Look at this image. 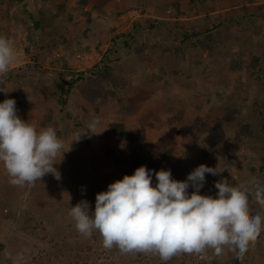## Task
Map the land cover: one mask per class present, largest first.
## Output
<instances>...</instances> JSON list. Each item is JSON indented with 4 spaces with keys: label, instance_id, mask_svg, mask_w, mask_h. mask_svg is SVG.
<instances>
[{
    "label": "rangeland",
    "instance_id": "374dc122",
    "mask_svg": "<svg viewBox=\"0 0 264 264\" xmlns=\"http://www.w3.org/2000/svg\"><path fill=\"white\" fill-rule=\"evenodd\" d=\"M179 1L186 0H98L99 12L84 25L77 0H0V36L17 53L14 66L0 76V88L18 99L17 115L30 118L37 131L54 127L64 152L56 157L59 180L47 174L23 187L9 183L0 163V264H264V230L242 255L225 246L214 261L208 248L165 262L152 253L105 249L98 231L81 236L69 216L81 201L94 212L96 194L127 175L128 149L109 136L111 122L124 123L128 132L140 129L134 144L156 154V171L170 170L173 179L186 180L201 164L218 165L223 172L205 174L202 195L215 197L222 178L233 186H248L253 178L264 185L257 154L262 139H237L242 124L260 135L263 125L254 115L264 112V77L256 76L264 71V0H255L254 11H203L235 0H216V7L212 0H187L191 8H180ZM191 34L194 43L185 39ZM86 36L94 37L88 49ZM130 36L132 46L123 47ZM171 45L181 52L166 49ZM105 69L114 83L103 76ZM79 76L67 90L63 81ZM47 91L50 107L43 111L36 102L47 100ZM79 91L89 95L92 107L80 104ZM51 109L54 119L47 114ZM238 111L245 114L238 117ZM93 117L100 121L98 135L87 129ZM250 203L264 217V208L252 197Z\"/></svg>",
    "mask_w": 264,
    "mask_h": 264
},
{
    "label": "clouds",
    "instance_id": "9594fccd",
    "mask_svg": "<svg viewBox=\"0 0 264 264\" xmlns=\"http://www.w3.org/2000/svg\"><path fill=\"white\" fill-rule=\"evenodd\" d=\"M16 60L11 41L0 36V76H6ZM99 123L96 117L88 123L91 134L102 133L96 131ZM62 148L54 127L37 131L17 115L14 99L0 103V163L10 184L32 185L47 174L59 180L55 165L57 155L64 154ZM222 172L218 165L201 164L180 181L172 178L170 170L161 169L154 173L153 186L152 170L142 165L97 193L94 212H89L87 201H81L72 206L69 216L81 236L90 238L96 230L105 249L116 246L122 254L152 253L166 262L208 248L219 256L228 246L242 255L264 230V217L252 215L249 207L251 196L264 208V185L253 178L248 186H233L222 178L215 182V197L200 194L205 174Z\"/></svg>",
    "mask_w": 264,
    "mask_h": 264
},
{
    "label": "trees",
    "instance_id": "16d2710c",
    "mask_svg": "<svg viewBox=\"0 0 264 264\" xmlns=\"http://www.w3.org/2000/svg\"><path fill=\"white\" fill-rule=\"evenodd\" d=\"M83 0H77L78 3H80ZM87 0L84 1V3H86ZM191 2L193 3V0H191ZM82 4V3H81ZM97 5V4H96ZM176 10H179L178 7H176ZM196 11V10H195ZM197 11H199L197 9ZM205 11V10H203ZM121 11H118V13ZM180 12V11H177ZM177 14V13H176ZM244 14V12L242 13ZM38 23L36 22L34 24V26H37ZM115 39V38H114ZM113 39V40H114ZM186 41H190L191 43H194L193 39H194V35H188L187 37H185ZM133 44V40L131 38V36L129 37V41H124L122 43L123 47H131ZM164 47V46H163ZM183 48L185 46H182ZM168 48V50H172L175 54V51L177 52H181L182 48L180 46L177 45H171V47H166V49ZM253 66H254V61H253ZM206 65H204L202 68H205ZM235 69L234 65L230 68L231 71H233ZM135 72V71H131L130 75ZM106 78H109V80H112V75L111 73L105 69V73L104 75ZM256 76L259 78L264 77V71L263 70H259L256 73ZM81 77H77L76 79H69V80H64V84H65V88L67 90H70L73 86V84H75V82H77V80H79ZM112 83H114V80L111 81ZM217 96H219V93L217 94ZM239 112V111H238ZM245 113L243 112H239L238 114H236L238 117L243 116ZM254 116H259L260 120L263 121V125L260 129L261 135L254 133V131L247 125V124H242L237 130V132L239 134H237V139L239 140V142H243L245 140L246 137L248 138H256L255 140L258 139H262L263 143L261 145V149H260V153H257L259 157H261L260 159L263 160L264 162V112L258 113L257 115L255 114ZM205 128H209L208 126L203 127V129ZM141 133L140 129H134L131 132L127 131L125 124L122 122H111L109 124V132H110V137L112 138V140H114L115 142L118 143H122L123 145L126 146V148L128 149V160H127V164H126V168H125V173L127 175H132L134 174V171L136 168L140 167V166H146L147 169L152 170V172L158 170L160 168V163L158 162V158L156 156V154L151 153V152H147V150L143 147H137L134 144V141L137 139L139 132ZM259 133V131H258ZM81 138L82 137H86L89 136L88 133H85L84 135L81 133L80 134ZM87 138V137H86ZM250 170L253 171L254 168L250 167ZM249 198H251V196H249ZM250 207V212L252 215L255 214H259L257 211H254L253 209L256 208V206H254L253 203H250L249 205ZM253 208V209H252ZM252 209V210H251ZM264 234V232H263ZM4 249V244L0 242V253L2 252V250ZM216 255H214V251L211 249V253L207 256L209 260H213L215 258ZM160 264H167V263H160ZM182 264H186V263H182ZM197 264H208L207 261H201L200 263Z\"/></svg>",
    "mask_w": 264,
    "mask_h": 264
},
{
    "label": "crops",
    "instance_id": "0c3cea01",
    "mask_svg": "<svg viewBox=\"0 0 264 264\" xmlns=\"http://www.w3.org/2000/svg\"><path fill=\"white\" fill-rule=\"evenodd\" d=\"M15 1V0H14ZM84 1L85 0H83V1H81L80 3H78V8L77 9H79V12H78V17H83V20H82V23L85 25V23L87 22V21H91L92 19H94L95 18V16L97 15V12H99V11H95L96 9V6L97 7H99V2H98V0H87V2L86 3H84ZM187 1V0H186ZM186 1H184L183 3H181L180 1V4H179V6H180V8H182V7H184V6H188V8H191L190 6L192 5H187V3H185ZM189 2H191V0H188ZM216 0H212V2H211V6H213V7H216L215 6V4H214V2H215ZM230 2H231V0H229ZM15 2H17V1H15ZM256 2L257 1H253L252 3H251V1L250 0H248V1H246V2H244V5L242 4H240L239 5V0L237 1V0H235V2H234V5H230L229 7H224V8H219L218 6L216 7L217 9H214V10H209L207 7H206V9H205V11H234V10H236V9H240V8H243L245 11H254V5L256 4ZM82 3V4H81ZM74 4V3H73ZM97 4V5H96ZM257 4H259V2H257ZM256 4V5H257ZM217 5H218V3H217ZM175 6H177L176 4H175ZM1 8L2 7H0V10H1ZM106 9H108V7H106ZM109 9H111V7H109ZM219 9V10H218ZM116 10V9H115ZM120 11H121V9H120ZM263 11H264V6H263ZM105 12V11H104ZM107 12V11H106ZM242 14H239V15H235V16H241ZM91 17H94V18H91ZM81 20V19H80ZM80 20H79V22H80ZM0 25H1V22H0ZM38 26V25H37ZM81 28V27H80ZM79 28V30H81ZM85 33V32H84ZM88 39V41H87V43H86V45H85V47L84 48H90V47H88V45L90 46V40H94V37H85L84 38V40L86 41ZM96 39V38H95ZM96 41V40H95ZM94 43V42H93ZM102 43V42H101ZM101 43H99V44H101ZM98 43H96L95 44V46L96 45H99ZM91 47H93V46H91ZM46 87H48V85H46ZM41 90H43L42 88H41ZM37 91H39V89H37ZM22 93H25L23 90L21 91ZM79 93H80V97L82 98V100L80 101V104H82V102L83 103H85V104H88V106H91L92 107V100L90 99V97H89V95L88 94H85L86 96V98H87V100H85V97H82L81 96V91H79ZM48 96H46L45 95V97H47V100H39V101H37L36 102V106H41L42 108H44L43 109V111L45 110L46 111V109H48L50 106H49V95H50V91L48 92L47 91V93H46ZM13 94L11 93V92H9L8 93V96H7V93H5L4 92V94H3V97H1L0 96V103H2L3 101H4V99H6V98H11V99H14L15 101H16V108L18 107V102H17V98L15 97V96H12ZM182 95V93H180L178 96H181ZM21 96V95H20ZM41 97H42V95H41ZM91 101H90V100ZM85 101V102H84ZM44 105V106H43ZM35 106V107H36ZM53 109V108H52ZM48 110V115L51 117V115H53V119H54V117H55V113H54V110ZM93 111V109H91V110H89L88 112H87V114H84L85 116L84 117H87L91 112ZM22 120H24V121H29L28 119H30V118H27V117H23V118H21ZM83 121L86 123V121L83 119ZM29 123V122H28ZM31 124V123H30ZM88 125V124H87ZM88 129V128H87ZM89 137H91V134H90V136ZM93 143L94 144H96L95 143V139H94V137H93ZM4 166V165H3ZM1 172V171H0ZM4 173H7L6 172V170L4 169ZM7 187H5V189H6Z\"/></svg>",
    "mask_w": 264,
    "mask_h": 264
},
{
    "label": "built area",
    "instance_id": "2783aa9c",
    "mask_svg": "<svg viewBox=\"0 0 264 264\" xmlns=\"http://www.w3.org/2000/svg\"><path fill=\"white\" fill-rule=\"evenodd\" d=\"M22 62V61H21ZM21 62H19L18 64H20ZM14 65L12 64L11 66H10V68H12Z\"/></svg>",
    "mask_w": 264,
    "mask_h": 264
},
{
    "label": "water",
    "instance_id": "95a60500",
    "mask_svg": "<svg viewBox=\"0 0 264 264\" xmlns=\"http://www.w3.org/2000/svg\"><path fill=\"white\" fill-rule=\"evenodd\" d=\"M15 1L19 2L20 0H15Z\"/></svg>",
    "mask_w": 264,
    "mask_h": 264
}]
</instances>
